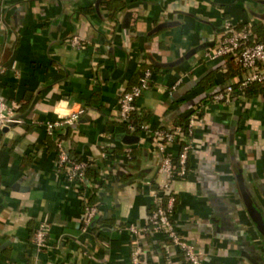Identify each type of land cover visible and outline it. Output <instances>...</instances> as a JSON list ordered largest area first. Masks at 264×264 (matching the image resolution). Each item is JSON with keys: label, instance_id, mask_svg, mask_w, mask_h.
<instances>
[{"label": "crops", "instance_id": "1", "mask_svg": "<svg viewBox=\"0 0 264 264\" xmlns=\"http://www.w3.org/2000/svg\"><path fill=\"white\" fill-rule=\"evenodd\" d=\"M228 20L263 36L264 0H0V96L23 120L0 129V264H132L136 238L148 264H188L163 233L130 229L148 225L156 188L169 182L149 132L118 124L119 98L146 67L137 110L150 129L201 105L189 172L170 182L177 230L204 264H264V89L208 99L245 75L226 81L225 60L205 58ZM75 34L88 44L73 47ZM83 106L76 124L48 130ZM59 140L92 163L83 183L63 177ZM167 151L178 155L179 143ZM93 188L101 217L83 231ZM42 222L44 249L33 241Z\"/></svg>", "mask_w": 264, "mask_h": 264}, {"label": "built area", "instance_id": "2", "mask_svg": "<svg viewBox=\"0 0 264 264\" xmlns=\"http://www.w3.org/2000/svg\"><path fill=\"white\" fill-rule=\"evenodd\" d=\"M256 37L253 26L250 23L239 25L228 20L224 24L222 37L213 47L205 52V58L207 60H219L224 59L228 55L235 54L245 73L243 79L240 80V87L247 86L253 82H264V41H254ZM69 43L75 48H83L88 44V41L79 34H75L69 38ZM4 71L5 66L0 63V76ZM152 76L153 71L151 69L145 70L139 82L130 86L121 94L118 102V120L130 121L132 112L137 109V100L149 87ZM233 92L234 86L232 83H229L224 89L214 93L211 101H228L233 97ZM18 108V103H9L0 96V129L23 122L22 118L18 116ZM85 111L86 107L83 106L79 110H74L73 112L65 114L55 121L47 122L46 126L51 132L57 129H65L68 126L76 124ZM200 114L201 108L190 116L189 134L187 137L183 136L182 129L178 125L170 127L171 130L161 128L150 129L148 124L142 125V130L149 132L151 139L158 145L162 153L160 171L167 175L169 182L156 192L157 208L150 215L148 225L142 230H138L133 225L130 226L131 231L137 235L140 231L163 233L171 244L178 247L188 264H204V255L194 244L189 242L175 226L173 216L176 204V193L172 189L170 182L175 178H183L187 175V161L189 152L193 146L192 140L195 133V126ZM130 128L131 130L135 129L133 125H131ZM177 134H179L182 139L187 140V144L184 145L178 153V166L173 160L174 155L167 151V144L175 142ZM58 142V165L63 177L69 182L83 183L86 180V172L90 162L87 160H73L68 150L63 145V141L59 140ZM126 152L130 154L131 149L126 148ZM108 155L109 152H103L105 158L108 157ZM164 194L168 195L167 200H164ZM100 212L98 206H89L84 209L82 219L83 231L89 230ZM33 241L40 249L49 247L48 225L45 222L40 223L34 234ZM144 253L145 250L143 246L139 239L136 238L131 254L132 264H148L143 259ZM22 264L28 263L23 262Z\"/></svg>", "mask_w": 264, "mask_h": 264}, {"label": "trees", "instance_id": "3", "mask_svg": "<svg viewBox=\"0 0 264 264\" xmlns=\"http://www.w3.org/2000/svg\"><path fill=\"white\" fill-rule=\"evenodd\" d=\"M91 9H86L85 11H90ZM253 31L256 34V38L254 41H264V35L261 36L256 29L253 27ZM225 60V65L228 67L227 72L223 73L224 79L226 81H230V79H233L234 77H236L237 75H239L240 73H242V67L241 64L239 62V60L237 59V55L235 54H231L228 55L224 58ZM147 69H151L153 71L152 68H144L141 71L140 77L142 76L143 72ZM140 79V78H139ZM139 82V80H138ZM137 82V83H138ZM136 83V84H137ZM234 86V92H233V96L237 95V94H250V92L252 90H254L256 87H259L261 89H264V82H253L248 84L247 86L244 87H240V81L237 82H233L232 83ZM150 85V83H149ZM212 96L209 97L208 99L211 100ZM199 108H201V105H197L195 106L189 113H187L181 120V122L178 124V126L181 127L182 129V133L183 136L187 137L189 134V120H190V116L194 113L197 112L199 110ZM201 115V114H200ZM118 124L123 128V130L125 132H129V133H138V132H142V125L144 124H149V121H142V119L140 118V116L138 115V110L136 109L134 112H132L131 116H130V121H121L119 120ZM133 125L135 127L134 130H131L130 126ZM161 129H165V130H171L170 127H162ZM63 137L67 138V132L65 134H61ZM175 142L179 143L180 145V150L181 148L187 144V140L186 139H182L181 136H179V134L176 135L175 137ZM59 153V150H58ZM190 154V152H189ZM132 155V153H131ZM73 160L75 161H81L82 159H78L77 156H71ZM189 158V157H188ZM175 164L178 166V155L174 156L173 158ZM93 165L92 163H90L87 172H86V177L88 174L89 170H95L93 169ZM178 168V167H177ZM189 172V167H188V161H187V174ZM100 187V186H98ZM97 187V188H98ZM156 189H159L158 187ZM91 198L88 199V201L85 203L84 209L89 207V206H98L99 207V202H97L98 200L95 198L98 196V193L96 191V188L91 189ZM168 195L164 194V200H167ZM95 198V199H93ZM176 202H177V196H176ZM176 205V204H175ZM157 205L154 206L153 210L151 211L150 215L154 212V210H156ZM175 211V208H174ZM99 218L101 217V213H99L97 215ZM174 221V220H173ZM98 223H100L99 221H97ZM98 229V224H95L93 226V231H97Z\"/></svg>", "mask_w": 264, "mask_h": 264}, {"label": "water", "instance_id": "4", "mask_svg": "<svg viewBox=\"0 0 264 264\" xmlns=\"http://www.w3.org/2000/svg\"><path fill=\"white\" fill-rule=\"evenodd\" d=\"M250 211H251L252 216H254V211H256V209L255 208H250Z\"/></svg>", "mask_w": 264, "mask_h": 264}]
</instances>
